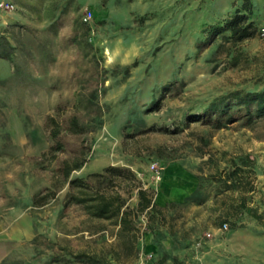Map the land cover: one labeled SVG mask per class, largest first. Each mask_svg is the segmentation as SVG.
I'll use <instances>...</instances> for the list:
<instances>
[{"label":"rangeland","instance_id":"374dc122","mask_svg":"<svg viewBox=\"0 0 264 264\" xmlns=\"http://www.w3.org/2000/svg\"><path fill=\"white\" fill-rule=\"evenodd\" d=\"M251 2L230 45L243 0H0V264H264V114L211 105L264 87ZM90 173L126 223L67 200Z\"/></svg>","mask_w":264,"mask_h":264},{"label":"trees","instance_id":"16d2710c","mask_svg":"<svg viewBox=\"0 0 264 264\" xmlns=\"http://www.w3.org/2000/svg\"><path fill=\"white\" fill-rule=\"evenodd\" d=\"M252 2L251 0H243L242 10H236L231 16L223 21L221 24L210 25L206 30V39H209L212 35L218 34L224 29H229V34L225 36L226 41L231 44L252 37L256 31V23L251 20L250 14L252 13ZM219 47H223V43H219ZM223 99L229 100L225 105V108H231L236 106V111H245L246 114L251 115V109L257 115L264 114V87L260 90L254 91H232L216 100L211 105L215 106L220 104ZM253 107V108H252ZM225 111V110H224ZM223 111V112H224ZM228 111V110H227ZM235 114L231 112L230 116ZM53 120V118H52ZM70 127L74 131H79L82 127L77 123L76 119L71 118ZM53 138H56L55 130H51ZM56 142L59 143V139L56 138ZM83 163V160H76L69 162L64 160L62 165V171L64 176L67 178L71 170L78 168ZM121 168L117 166H108L106 171H117ZM238 168H235L228 174L230 183L235 184L236 178L235 173ZM98 173H90L86 178L74 177L68 180L69 186L72 191L69 193L67 200L74 203H80L85 206L87 211L98 217H117L120 223H126L128 221L129 209L123 208L124 201L121 195L117 192L106 193L101 190H94L92 188L91 180L97 177ZM140 195V208L141 209H154L156 206L155 202H151L150 198H147L144 190H139ZM240 207L243 208L248 214L256 219H261V214L257 213L251 206H248L245 201L240 202ZM88 261L90 264H101L98 259L89 257Z\"/></svg>","mask_w":264,"mask_h":264},{"label":"built area","instance_id":"2783aa9c","mask_svg":"<svg viewBox=\"0 0 264 264\" xmlns=\"http://www.w3.org/2000/svg\"><path fill=\"white\" fill-rule=\"evenodd\" d=\"M7 6L9 5V4H6ZM91 15H92V12L90 11V10H87L85 13H84V15H83V18H84V20H88L90 17H91ZM263 33V32H262Z\"/></svg>","mask_w":264,"mask_h":264}]
</instances>
